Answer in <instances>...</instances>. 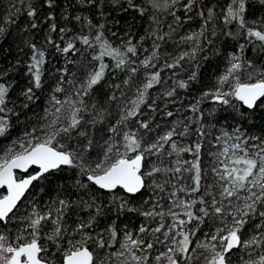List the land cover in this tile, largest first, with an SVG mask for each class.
<instances>
[{
	"label": "snow or ice",
	"instance_id": "1",
	"mask_svg": "<svg viewBox=\"0 0 264 264\" xmlns=\"http://www.w3.org/2000/svg\"><path fill=\"white\" fill-rule=\"evenodd\" d=\"M256 3L264 7V0ZM18 4L24 5L26 15L32 18L29 23L32 30L47 26L42 45L38 46L33 36L25 39L19 48L21 53L25 48L30 53L26 68L28 86L20 91L22 108L39 99L36 93L47 83V46L65 56L77 53L82 56L87 52L96 63L78 87L74 81L65 79L67 67L57 69L61 75L50 85L49 107L45 109L43 123L26 127L21 137L0 148V225L3 226L0 264H150V261L154 264H232L230 254L241 249L246 250L241 257L243 264H264V225L250 237L242 238L249 218H264V142L249 145V139L261 138H245L239 129L235 136L223 132L217 137V140L224 139V146L214 154L217 166L211 169L215 174L213 182L202 186L205 178L200 163L202 143L183 144L174 139L188 136L190 124L179 130L173 126L153 142H146L139 131L151 130L149 121L139 119L140 109L146 105L156 111L155 99L148 103L149 90L166 82L161 71L177 68L186 57L195 59L197 51L202 50L199 40L203 30L183 38L195 42L190 51L183 52L172 63H165L160 70L146 73V79L137 86L135 99L121 109L119 119L107 128L110 135L102 143L94 140L92 127L104 122V112L96 110L95 117L89 121H84L81 115L89 107L96 109L95 104H86L83 97L89 96L106 74L114 75L116 70L125 72L127 79L123 83H130L139 71L133 59L141 50L138 44L145 38L164 39L154 30L133 43L132 34L118 36L96 19L97 16L107 20L110 12L119 7L124 11L134 10L143 17L151 8L149 19L158 25L156 13L168 12L179 21L177 5L186 13L199 8L197 14L205 28L220 20L225 35L235 38L242 33L254 48L264 50V16L249 21L251 0H227L220 7L219 16L216 8L201 6L200 0H42L38 6L33 0H16L6 17L8 23L14 22L13 17L20 13ZM85 12L89 15H84ZM106 31L119 43L114 44ZM8 35L5 27L0 26V38ZM244 52L245 45L240 44L238 53L230 55L228 67L218 77L214 89L203 94L220 105L232 106L242 118L246 113L235 101L248 110L264 107V66H255ZM105 58H110L111 67ZM158 58L159 45L154 44L151 55L141 60L140 66L155 68L153 61ZM4 72H0V77ZM195 79L193 72L188 80ZM66 83L76 91L67 93ZM112 87L120 89L121 85ZM177 88L187 89L188 82L176 81L163 95L175 97ZM11 90V84L0 82V138L10 135L13 117L19 116L14 108L8 107ZM60 93H64L63 98L57 95ZM109 99L115 100L117 96L113 93ZM199 104L198 100L190 106L193 113H200ZM165 115L173 117L174 113L167 111ZM186 119L191 121V117ZM200 119L202 114L197 116ZM133 120L138 125L136 129L129 127ZM85 125L89 127L86 129ZM193 131L200 137L205 135L203 125ZM185 153H191L193 160L183 159ZM93 156L96 158L92 159ZM169 157L173 159L165 163ZM65 168L74 170L71 185H57L54 200L43 208L33 203L31 212L19 214L24 202L35 196L30 189L40 185L43 192L45 182ZM186 174L190 184L184 183ZM150 189L158 191H153L157 199L149 208L143 207L149 203L148 199L133 203ZM180 193L190 198L184 199ZM105 194L107 199L102 200ZM165 197L169 201L167 207L160 203ZM126 212L137 213L153 221L155 226L142 224L136 233L126 225L121 230L116 221ZM106 218L108 222L101 225V220ZM207 219L219 220L220 226L199 240L197 233ZM13 221L17 224L16 232L8 228ZM157 245H163L164 250L153 256ZM57 254L58 262L53 259Z\"/></svg>",
	"mask_w": 264,
	"mask_h": 264
},
{
	"label": "trees",
	"instance_id": "2",
	"mask_svg": "<svg viewBox=\"0 0 264 264\" xmlns=\"http://www.w3.org/2000/svg\"><path fill=\"white\" fill-rule=\"evenodd\" d=\"M14 2H16V0H0V26L5 27L6 32L10 33L6 38H0V72H4V70L7 69V72H4V75L0 77V82L12 85L8 107L14 108L15 112L19 113V116L18 118L13 117V128L10 135L7 138H0V148L11 145L13 141L21 137L26 127L43 123L42 118L45 114V109L49 107L47 97L51 92L50 85H54L56 77L61 75V73L56 71L57 69L67 67L68 75L65 79L74 81L76 87H78L80 82L83 81L85 73L90 71L96 63L95 61H91V57L87 52L82 56L79 53L65 56L52 50L51 46H47L49 51L48 63L45 65L47 83L43 89L37 91L36 95L39 99L34 103H29L27 108H22L20 91L28 86L26 68L30 53L27 48L21 53L19 48L23 47V41L25 39H29L33 36L35 37L34 42H37L38 46L42 45L43 37L47 35V26L40 25L38 30H32L29 27L32 18L26 15L24 5L20 4L17 5L21 9L20 13L13 17L14 22L8 23L6 17ZM41 2L42 0H33V3L37 6ZM137 2H141V0H137ZM185 2H187V0H185ZM226 3L227 0H200L201 6L207 5L216 8L218 16L220 15V7ZM145 6L147 5L145 4ZM176 9V15L180 17L179 21L175 20L168 12H161L156 13L158 25L149 19V16L152 14L151 8H149V12L143 17L134 10L129 9L124 11L119 7L110 12L107 20L99 16L96 17V19L100 20L101 23H105L107 28H110L112 32L117 33L120 37H125L126 33L132 34L134 37L133 43H137L141 37L146 36V33H151L154 30L157 31V36H164V39L161 40L156 37L145 38L142 44H138L141 50L133 59L136 60L135 66L138 67L139 71L132 77L130 83L127 85L123 83V80L127 79L125 72L116 70L114 75L111 73L106 74L104 80L92 89L90 95L83 97L86 104L89 106L95 104L96 109L94 110L89 107V110L81 115L84 121H89L95 117L96 110L104 112L106 117L104 122L98 123L92 127L94 140H98L102 143L103 139L110 135L107 128L119 119L121 109L128 101L135 99L137 86L141 85L146 79V73L158 71L163 68L165 63H172L174 58H178L185 51H190L195 42L185 41L183 38L203 30L204 35L200 37L199 40V45L202 50L197 51L195 59L189 60L186 57L177 68H164L163 71H161V76L166 82L154 85V87L149 90L148 103L151 104L153 99H155L154 107L156 111H152L146 105H142L140 109L141 115L139 116L140 120H147L150 122V131L139 129L140 134L145 137L146 142H153L155 138L163 135L173 126H177L179 130L183 125L190 124L188 136L174 139H178V142L183 144L197 141L202 143L200 163L205 177L202 181L203 186L212 184L213 182L215 174L211 169L217 166L216 156L214 154L222 151V147L224 146V139L217 140V137H221L223 132H228L233 135V133L239 129L240 133H243L245 138H261L260 140L249 139V145L264 142V107L248 110L240 105L238 101H235L234 103L237 107L246 113L245 117L242 118L239 112L232 106L220 105L210 96L204 97L203 95L205 92L214 89L218 77L223 75L228 67L230 55L232 53H238L240 44L245 45L244 55L246 59L251 60L257 67L264 66V50L259 47L254 48L248 43L242 33L236 35L235 38L225 35L221 31V28L224 26L220 20H216L214 24H209L207 28H205L201 17L197 14L199 8L187 13L181 5H177ZM44 11H47V9L45 8ZM204 11L207 13L206 7ZM41 15H43V13H41ZM84 15H89V13L85 12ZM261 16H264V7L259 6L256 0H251V5L247 13L249 21L258 19ZM213 32H215V35L212 34ZM105 34L109 36L114 44L119 43L116 37L111 36L109 32L106 31ZM154 44L159 45V58L153 61L156 67L144 69L140 66L139 62L151 55ZM257 44H259V42H257ZM67 60H75L77 63H66ZM17 61H19V64H17ZM105 62L109 63L111 67L110 58H105ZM193 72L196 73V79L189 81L188 78ZM73 73L75 75H72ZM178 80L187 81L188 88H177L175 97H165L163 93L173 87ZM117 83L121 85L120 89L112 87L113 84ZM64 87L69 94L76 91L75 87L67 83ZM113 93L117 96L115 100L109 99ZM57 95L61 98L64 97V93ZM173 100L175 101L174 103L172 102ZM198 100L200 101V113H193L190 106L196 104ZM167 111H173L174 116H166L165 113ZM200 114H202V119L197 120V116ZM186 117H191V121L186 119ZM201 125L204 126L205 135L203 137L198 136V134L193 131ZM88 127V125H85L86 129ZM129 127L136 129L138 125L135 120H133L129 122ZM166 150L170 149H167L166 146ZM95 158V156L92 157V159ZM150 159L153 161L156 160L155 157H150ZM172 159V157L166 158L165 163H170ZM183 159L191 161L193 160V155L191 153H185ZM74 175V170L65 168L62 172H58L56 175L51 176L49 180L45 182L43 185V192H40V185H36L30 190V192H35V196L24 202L19 214L31 212L33 203L43 208L49 201L55 199L57 185L64 184L65 187H68L73 182ZM184 183H191L187 174L185 175ZM153 191L158 190H148L143 197L134 199L133 203L140 204L141 200L148 199L149 203L144 204L143 207L146 209L149 208L157 199ZM164 195V193H160V196ZM180 195L184 199L190 198L183 193H180ZM241 195L244 194L242 193ZM101 199H107V194L101 197ZM160 203L167 207L169 201L165 197L160 200ZM234 203L239 204L240 201L234 200ZM73 219H75V217H73ZM226 219L230 221L231 217H227ZM107 222V218L101 220V225ZM69 223H71V221H69ZM116 223L121 230H123L126 225L127 228L134 233L138 232V227L142 224L155 226L153 221L146 220L145 217L137 213L127 212L122 213ZM261 225H264V218L259 216L249 218L248 223L244 226L242 238L250 237L253 233L260 231ZM217 226H220L219 220H205L204 224L201 226L200 232L197 233V239L203 240L206 234L211 235ZM8 228L12 232H16V222L13 221L10 223ZM2 229L3 226L0 225V230ZM47 230L48 229L45 228V231ZM163 250V245H157L156 248L153 249L152 255L154 256L159 251ZM197 251L199 252V250ZM245 251L246 250L241 249L231 253L230 258L232 264H243L241 257L244 256ZM53 259L58 262L60 259L59 254L54 256ZM150 264H154V261H150Z\"/></svg>",
	"mask_w": 264,
	"mask_h": 264
},
{
	"label": "rangeland",
	"instance_id": "3",
	"mask_svg": "<svg viewBox=\"0 0 264 264\" xmlns=\"http://www.w3.org/2000/svg\"><path fill=\"white\" fill-rule=\"evenodd\" d=\"M236 134H237V133H236V131H235V132L233 133V136H235ZM239 134L242 135V136H244L243 133H240V132H239ZM230 135H231V134H230ZM221 136H222V135H221ZM232 142H233V141H229V143H232Z\"/></svg>",
	"mask_w": 264,
	"mask_h": 264
},
{
	"label": "water",
	"instance_id": "4",
	"mask_svg": "<svg viewBox=\"0 0 264 264\" xmlns=\"http://www.w3.org/2000/svg\"><path fill=\"white\" fill-rule=\"evenodd\" d=\"M31 190V189H30ZM27 195V194H26ZM236 251V250H233V252Z\"/></svg>",
	"mask_w": 264,
	"mask_h": 264
}]
</instances>
